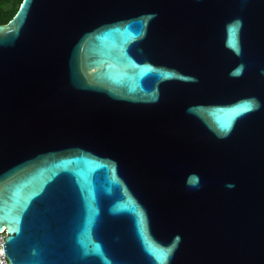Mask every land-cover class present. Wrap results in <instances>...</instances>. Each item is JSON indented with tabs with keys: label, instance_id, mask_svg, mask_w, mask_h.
Masks as SVG:
<instances>
[{
	"label": "water",
	"instance_id": "obj_1",
	"mask_svg": "<svg viewBox=\"0 0 264 264\" xmlns=\"http://www.w3.org/2000/svg\"><path fill=\"white\" fill-rule=\"evenodd\" d=\"M2 229L7 264H264V0H21Z\"/></svg>",
	"mask_w": 264,
	"mask_h": 264
},
{
	"label": "trees",
	"instance_id": "obj_2",
	"mask_svg": "<svg viewBox=\"0 0 264 264\" xmlns=\"http://www.w3.org/2000/svg\"><path fill=\"white\" fill-rule=\"evenodd\" d=\"M20 2L21 0H0V23L12 18Z\"/></svg>",
	"mask_w": 264,
	"mask_h": 264
},
{
	"label": "built area",
	"instance_id": "obj_3",
	"mask_svg": "<svg viewBox=\"0 0 264 264\" xmlns=\"http://www.w3.org/2000/svg\"><path fill=\"white\" fill-rule=\"evenodd\" d=\"M5 236V233L3 229L0 231V264H7V260L4 254L3 250V237Z\"/></svg>",
	"mask_w": 264,
	"mask_h": 264
}]
</instances>
